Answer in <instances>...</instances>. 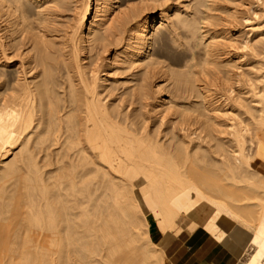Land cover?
Returning <instances> with one entry per match:
<instances>
[{"label": "bare ground", "instance_id": "obj_1", "mask_svg": "<svg viewBox=\"0 0 264 264\" xmlns=\"http://www.w3.org/2000/svg\"><path fill=\"white\" fill-rule=\"evenodd\" d=\"M207 235L264 264V0H0V264Z\"/></svg>", "mask_w": 264, "mask_h": 264}, {"label": "crops", "instance_id": "obj_2", "mask_svg": "<svg viewBox=\"0 0 264 264\" xmlns=\"http://www.w3.org/2000/svg\"><path fill=\"white\" fill-rule=\"evenodd\" d=\"M152 236L154 238L153 234ZM221 242L214 241L208 235L189 238L183 242L171 243L168 247V254L171 260L177 264H243L239 259L240 254L237 253L241 250L235 251L228 243L225 244V241H223L224 244ZM194 245L196 247H193Z\"/></svg>", "mask_w": 264, "mask_h": 264}, {"label": "rangeland", "instance_id": "obj_3", "mask_svg": "<svg viewBox=\"0 0 264 264\" xmlns=\"http://www.w3.org/2000/svg\"><path fill=\"white\" fill-rule=\"evenodd\" d=\"M58 10H60V9H58ZM78 12H79V8H77L75 6H72L70 8L64 9V10L62 9V13H60V12H58V13H60L62 15L61 19H63V21H66V23H69V21L72 20L71 18H73V20L75 22V20L78 18ZM60 14H59V17H60ZM89 18H90V16H89ZM71 23H73V22H71ZM64 24H65V22H64ZM151 229H152V232L154 233L153 234L154 237H155L154 241H160L162 239V234L158 231V229L154 225H152ZM183 240H185V239L184 238H179V239L172 238V240H170L169 243L167 244V248H166L167 254H168V250H169L168 247L170 246L171 243H173V242H183ZM167 256H168V259L171 260V258L169 257V254Z\"/></svg>", "mask_w": 264, "mask_h": 264}]
</instances>
